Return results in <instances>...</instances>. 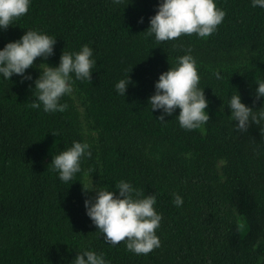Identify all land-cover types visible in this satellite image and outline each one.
Wrapping results in <instances>:
<instances>
[{
	"label": "trees",
	"instance_id": "trees-1",
	"mask_svg": "<svg viewBox=\"0 0 264 264\" xmlns=\"http://www.w3.org/2000/svg\"><path fill=\"white\" fill-rule=\"evenodd\" d=\"M158 2L31 0L25 15L0 29V48L26 29L55 36L53 54L26 70L33 80L63 50L87 43L96 59L91 81L75 80L61 98L63 112L31 107L32 80L0 77V264H71L85 248L110 264H264V131L251 122L245 133L234 129L224 103L235 91L254 111L264 106L255 98V79L264 78V9L215 0L226 14L214 33L157 42L144 31ZM188 49L209 116L193 130L179 126V109L161 122L147 103L159 74ZM128 69L133 83L123 97L114 85ZM73 140L88 142L92 155L64 182L51 158ZM87 177L94 187L111 190L124 179L155 194L160 247L135 254L123 241L105 243L85 212Z\"/></svg>",
	"mask_w": 264,
	"mask_h": 264
},
{
	"label": "clouds",
	"instance_id": "clouds-1",
	"mask_svg": "<svg viewBox=\"0 0 264 264\" xmlns=\"http://www.w3.org/2000/svg\"><path fill=\"white\" fill-rule=\"evenodd\" d=\"M124 5L128 0H113ZM31 0H0V29H6L14 21L28 12ZM252 7L264 9V0H251ZM225 11L218 7L215 0H159L155 14L149 18V26L144 31L146 37L157 42L170 41L182 34L204 38L217 30L225 17ZM138 22H143L142 18ZM55 36L39 29H26L19 39L9 41L0 48V77L9 80L13 75L21 81L32 80L35 100L31 107L44 112H63L66 103L61 98L71 95L75 80L91 81V73L96 65L94 50L89 44H82L79 49L62 51L56 66L46 63L39 65L40 73L33 80L26 70L33 66L35 58L46 59L53 54ZM126 74L115 85L117 94L124 97L129 84L133 83ZM216 78L221 79L219 73ZM200 76L196 61L190 49L176 57L168 70L159 74L154 82V93L148 97V105L153 111H159L158 121L179 109L175 119L185 130H193L207 123L208 101L203 88L199 86ZM255 98H264V78H256ZM229 111L233 128L240 133L247 132L250 122L260 125L264 131V106L258 110L245 105L237 92H232L224 102ZM88 142L73 140L71 145L51 158L52 170L61 181H72L73 176L81 171L85 157H91ZM92 171L90 170L89 173ZM90 180V179H89ZM83 185V192H94V196L84 199L86 215L90 218L105 243L116 245L123 241L126 249L135 254H147L160 247L156 230L160 227L162 215L156 211V195H146L127 180H119L113 189L106 186ZM173 204L177 207L183 198L173 193ZM71 264H110L103 252L90 248L77 251Z\"/></svg>",
	"mask_w": 264,
	"mask_h": 264
},
{
	"label": "rangeland",
	"instance_id": "rangeland-1",
	"mask_svg": "<svg viewBox=\"0 0 264 264\" xmlns=\"http://www.w3.org/2000/svg\"><path fill=\"white\" fill-rule=\"evenodd\" d=\"M76 102H77V100H76ZM77 103H78V102H77ZM78 105H79V104H78ZM79 108H80V110H82L80 106H79ZM85 177H86V175H85ZM89 183H90L89 178H88V177L85 178V179H84V184L87 185V184H89ZM92 185L94 186L93 183H92ZM86 193H87L88 197H90V196H94V192L89 191V192H86Z\"/></svg>",
	"mask_w": 264,
	"mask_h": 264
}]
</instances>
